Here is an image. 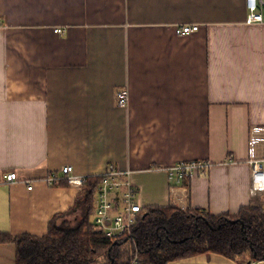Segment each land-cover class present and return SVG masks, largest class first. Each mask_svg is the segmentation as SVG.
Segmentation results:
<instances>
[{"label": "crops", "instance_id": "crops-1", "mask_svg": "<svg viewBox=\"0 0 264 264\" xmlns=\"http://www.w3.org/2000/svg\"><path fill=\"white\" fill-rule=\"evenodd\" d=\"M246 16V0H0V234L74 221L81 188L3 182L65 165L86 177L110 163L131 170L142 207L235 216L264 206L247 163L264 157V23ZM181 24L199 31L178 36ZM123 88L127 108L116 104ZM193 160L213 166L169 180L164 167ZM16 256L0 243V264ZM168 264L264 260L204 253Z\"/></svg>", "mask_w": 264, "mask_h": 264}, {"label": "trees", "instance_id": "trees-1", "mask_svg": "<svg viewBox=\"0 0 264 264\" xmlns=\"http://www.w3.org/2000/svg\"><path fill=\"white\" fill-rule=\"evenodd\" d=\"M102 180L100 175L87 177L70 211L76 214L74 221L58 225L56 220L64 215L54 216L42 236L0 234V243L16 244L17 264H168L204 253L264 260L263 205L244 207L235 216L176 206L142 207L131 235L109 238L91 221Z\"/></svg>", "mask_w": 264, "mask_h": 264}, {"label": "built area", "instance_id": "built-area-1", "mask_svg": "<svg viewBox=\"0 0 264 264\" xmlns=\"http://www.w3.org/2000/svg\"><path fill=\"white\" fill-rule=\"evenodd\" d=\"M246 23H264V0H246ZM199 31L198 24H181L175 27V34L186 36ZM58 33L63 29H57ZM130 102L128 88H123L116 94V104L120 108H127ZM251 167V193L264 194V157L251 156L247 162ZM210 161H179L164 167L169 180L181 184L196 175L205 174L212 167ZM132 171L124 170L114 163H110L100 174L103 177L96 195L91 221L97 231L107 237L118 239L131 235L137 224L142 206L136 202L137 188L130 179ZM86 176L76 173L73 165H65L60 171L52 172L42 179H21L16 172H9L4 176V183L27 185L32 190L38 182L48 186H58L67 181L71 186L81 188Z\"/></svg>", "mask_w": 264, "mask_h": 264}, {"label": "rangeland", "instance_id": "rangeland-1", "mask_svg": "<svg viewBox=\"0 0 264 264\" xmlns=\"http://www.w3.org/2000/svg\"><path fill=\"white\" fill-rule=\"evenodd\" d=\"M139 203H140V202H139ZM140 204L143 206V204H144V203H143V204H142V203H140ZM182 209H186V208H184V207H183Z\"/></svg>", "mask_w": 264, "mask_h": 264}]
</instances>
